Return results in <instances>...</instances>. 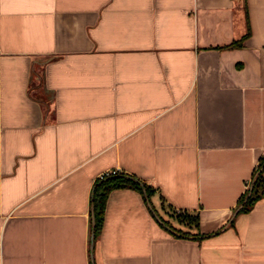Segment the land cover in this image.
<instances>
[{
  "label": "crops",
  "instance_id": "0c3cea01",
  "mask_svg": "<svg viewBox=\"0 0 264 264\" xmlns=\"http://www.w3.org/2000/svg\"><path fill=\"white\" fill-rule=\"evenodd\" d=\"M263 156L264 0H0V264H264Z\"/></svg>",
  "mask_w": 264,
  "mask_h": 264
},
{
  "label": "trees",
  "instance_id": "16d2710c",
  "mask_svg": "<svg viewBox=\"0 0 264 264\" xmlns=\"http://www.w3.org/2000/svg\"><path fill=\"white\" fill-rule=\"evenodd\" d=\"M231 44L230 46H233ZM135 189L142 191L145 189L147 197L150 198L153 188L146 184L139 177L129 174L127 172H122L119 170H113L101 175L94 183L93 187V211L91 214V230L94 232L95 242L101 235L104 218H105V209L107 206V201L110 193L115 189ZM264 196V156L260 159L259 165L255 170L253 178V187L252 189L248 188L246 193L243 195L239 202V212L250 211L255 203ZM93 216L95 217V226L93 227ZM190 216V215H188ZM187 217V216H184ZM178 223L186 226L184 228L176 227L168 219L161 218L162 223L165 227L171 230L178 236H191L196 235V229L199 227V215L197 213H192V223L186 222V220L179 216ZM234 219L231 221L233 224ZM91 264H95L91 261Z\"/></svg>",
  "mask_w": 264,
  "mask_h": 264
},
{
  "label": "rangeland",
  "instance_id": "374dc122",
  "mask_svg": "<svg viewBox=\"0 0 264 264\" xmlns=\"http://www.w3.org/2000/svg\"><path fill=\"white\" fill-rule=\"evenodd\" d=\"M163 214H164L166 219H168L173 224H175V226L177 225L178 228L181 227V228L186 229L185 228L186 226H184L185 223L183 225L178 223L177 218H179V216H181V218L183 217V219L186 220V222H188V223L193 222L192 221V213H189V212H181V211H177L175 209H171V208L167 207V208H165V212H163ZM188 215H190V216H188ZM184 216H187V217H184Z\"/></svg>",
  "mask_w": 264,
  "mask_h": 264
},
{
  "label": "water",
  "instance_id": "95a60500",
  "mask_svg": "<svg viewBox=\"0 0 264 264\" xmlns=\"http://www.w3.org/2000/svg\"><path fill=\"white\" fill-rule=\"evenodd\" d=\"M253 185L251 186V189H252ZM94 213V211H93ZM95 226V217L93 216V227ZM92 236L94 237V232L92 233ZM93 245H94V241L92 242V248H93ZM94 262V260H93Z\"/></svg>",
  "mask_w": 264,
  "mask_h": 264
}]
</instances>
